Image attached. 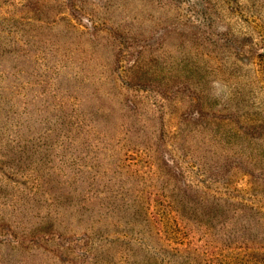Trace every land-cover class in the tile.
I'll list each match as a JSON object with an SVG mask.
<instances>
[{
  "label": "rangeland",
  "instance_id": "374dc122",
  "mask_svg": "<svg viewBox=\"0 0 264 264\" xmlns=\"http://www.w3.org/2000/svg\"><path fill=\"white\" fill-rule=\"evenodd\" d=\"M198 91L248 130L230 149L261 182L264 0H0V234L56 233L43 249L1 241L0 256L20 247L27 264H82L64 246L76 234L86 263L264 264L255 233L256 245L222 248L217 227L206 242L159 207L156 169L172 161L187 178L191 133H175Z\"/></svg>",
  "mask_w": 264,
  "mask_h": 264
},
{
  "label": "trees",
  "instance_id": "16d2710c",
  "mask_svg": "<svg viewBox=\"0 0 264 264\" xmlns=\"http://www.w3.org/2000/svg\"><path fill=\"white\" fill-rule=\"evenodd\" d=\"M179 1L181 2V0ZM18 85H22L20 79ZM193 95V100L197 101V103L187 108L185 114L189 115L190 118H187L182 113L184 118H186L181 119L184 128H176L177 133L175 135L181 132L180 135L183 137L185 129H189L188 131L191 133L189 138L193 142L194 157L186 161L187 178L178 171L176 164H173L172 161L169 162L167 167L156 169L158 174L156 179L159 180L160 177L157 191H168V194L161 193L166 198L165 204L168 203V206L162 204V207L161 205L159 207L163 208V210L168 208L173 215H178V219L183 223V227L188 230V233L193 235L201 234V237L205 238L206 242H208V239L213 238L210 231L217 227L216 242L222 248H232L231 245L235 247L256 245L250 242L249 236L253 232V234L255 233L254 238L259 237L264 240V238L260 237L264 236V231L259 232L264 230V226L237 227L232 221L238 215L250 218L255 215L257 220L264 222V195H262L264 192V171H261L256 178L261 182H254L253 173L244 169L245 163L240 156L234 155L235 150L230 149L229 144L230 139L236 135L247 136L248 130L244 127L243 129H234L232 127L233 123L229 118L224 117L219 120L217 111L215 113L212 111L208 112L203 107L202 102L199 101V95H201L199 91L196 95L194 93ZM218 111L223 110L219 109ZM225 119L228 120L223 121ZM58 123L60 124L59 130H62L61 127L67 124L66 120L62 119ZM79 123H75L78 133H84L85 130L78 126ZM18 126H20L19 123L15 125V127ZM223 141H225L227 146L222 144ZM238 173L243 174L247 180L249 179L247 181L248 186L245 189H237L238 181H232L231 179L238 176ZM157 202L161 204L160 200ZM158 215L170 214H165L160 210ZM186 215L189 216L185 218ZM31 234L30 237L26 238L12 236L11 234V236H1L2 234H0V243L2 241L7 243L6 245H12V242H16V244L18 243L21 246L22 243H28L38 248L44 243L53 241L56 237V233ZM58 235L60 236V234ZM66 237L67 243L64 246L72 245L77 249L74 252L81 256L79 258L84 260L82 264H95L88 261L86 263L88 258L93 259V255L91 251L84 249L87 244L85 235L74 234ZM61 240L63 241V237ZM19 249L20 247H11L9 254L0 256V264H27L26 258L30 256V253L27 254L25 250ZM48 251H51V257L49 258H52L54 251Z\"/></svg>",
  "mask_w": 264,
  "mask_h": 264
}]
</instances>
